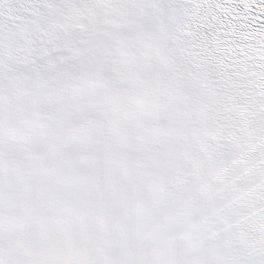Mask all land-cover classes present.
I'll return each instance as SVG.
<instances>
[{
    "label": "snow or ice",
    "instance_id": "1",
    "mask_svg": "<svg viewBox=\"0 0 264 264\" xmlns=\"http://www.w3.org/2000/svg\"><path fill=\"white\" fill-rule=\"evenodd\" d=\"M0 264H264V0H0Z\"/></svg>",
    "mask_w": 264,
    "mask_h": 264
}]
</instances>
